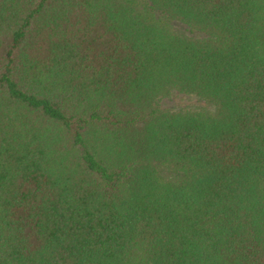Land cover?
I'll use <instances>...</instances> for the list:
<instances>
[{"label": "trees", "instance_id": "16d2710c", "mask_svg": "<svg viewBox=\"0 0 264 264\" xmlns=\"http://www.w3.org/2000/svg\"><path fill=\"white\" fill-rule=\"evenodd\" d=\"M0 264H264V0H0Z\"/></svg>", "mask_w": 264, "mask_h": 264}]
</instances>
